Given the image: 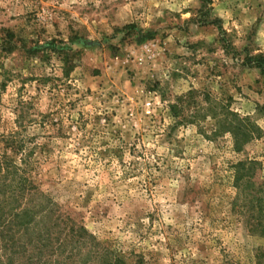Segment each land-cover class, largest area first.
I'll use <instances>...</instances> for the list:
<instances>
[{
  "label": "rangeland",
  "instance_id": "obj_1",
  "mask_svg": "<svg viewBox=\"0 0 264 264\" xmlns=\"http://www.w3.org/2000/svg\"><path fill=\"white\" fill-rule=\"evenodd\" d=\"M262 58L264 0H0V149L129 264H264V207L233 211L236 163L264 182ZM4 234L0 264L103 260Z\"/></svg>",
  "mask_w": 264,
  "mask_h": 264
},
{
  "label": "trees",
  "instance_id": "obj_2",
  "mask_svg": "<svg viewBox=\"0 0 264 264\" xmlns=\"http://www.w3.org/2000/svg\"><path fill=\"white\" fill-rule=\"evenodd\" d=\"M199 1L202 7L210 2V0ZM259 61L260 66L264 65L263 58ZM233 120L231 133L236 151H241L243 146L253 139L255 128L248 118L240 117L236 113L233 115ZM22 150V143L14 137L3 140V147L0 149L1 240L7 241L9 237L4 236V233L9 227L14 226L25 232V239L31 242L39 241L45 249L60 243V246L93 244V247L97 249L95 255L103 259L96 264H129L115 250L98 242L97 238L89 234L81 222L79 224L69 214L61 211L47 192L41 189L39 180L30 163L28 164L27 158H25L23 170H20L19 166L10 160L9 152L18 153ZM258 165L257 161L245 160L233 166V186L237 189V198L233 202L234 212H236V207L240 214H245L252 208L258 211L263 210V199L260 195L264 193V182L256 181ZM24 198L25 206L22 203ZM238 200L241 202H237ZM55 231L61 235L64 234L63 238L57 240ZM142 262L140 260L134 264H142Z\"/></svg>",
  "mask_w": 264,
  "mask_h": 264
},
{
  "label": "built area",
  "instance_id": "obj_3",
  "mask_svg": "<svg viewBox=\"0 0 264 264\" xmlns=\"http://www.w3.org/2000/svg\"><path fill=\"white\" fill-rule=\"evenodd\" d=\"M148 105H150V103H148Z\"/></svg>",
  "mask_w": 264,
  "mask_h": 264
}]
</instances>
